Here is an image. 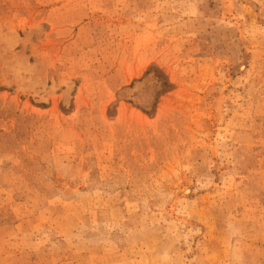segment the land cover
<instances>
[{
  "label": "rangeland",
  "instance_id": "374dc122",
  "mask_svg": "<svg viewBox=\"0 0 264 264\" xmlns=\"http://www.w3.org/2000/svg\"><path fill=\"white\" fill-rule=\"evenodd\" d=\"M0 264H264V0H0Z\"/></svg>",
  "mask_w": 264,
  "mask_h": 264
},
{
  "label": "bare ground",
  "instance_id": "6f19581e",
  "mask_svg": "<svg viewBox=\"0 0 264 264\" xmlns=\"http://www.w3.org/2000/svg\"><path fill=\"white\" fill-rule=\"evenodd\" d=\"M186 192V191H185Z\"/></svg>",
  "mask_w": 264,
  "mask_h": 264
}]
</instances>
